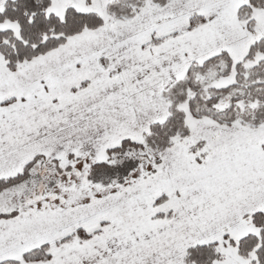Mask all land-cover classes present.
<instances>
[{"label": "snow or ice", "instance_id": "6c2138e0", "mask_svg": "<svg viewBox=\"0 0 264 264\" xmlns=\"http://www.w3.org/2000/svg\"><path fill=\"white\" fill-rule=\"evenodd\" d=\"M0 264H264V0H0Z\"/></svg>", "mask_w": 264, "mask_h": 264}]
</instances>
